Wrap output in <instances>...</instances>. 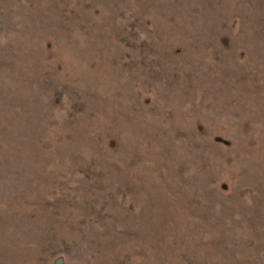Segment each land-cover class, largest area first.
I'll list each match as a JSON object with an SVG mask.
<instances>
[{
  "label": "rangeland",
  "instance_id": "obj_1",
  "mask_svg": "<svg viewBox=\"0 0 264 264\" xmlns=\"http://www.w3.org/2000/svg\"><path fill=\"white\" fill-rule=\"evenodd\" d=\"M0 264H264V0H0Z\"/></svg>",
  "mask_w": 264,
  "mask_h": 264
}]
</instances>
